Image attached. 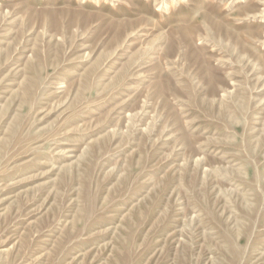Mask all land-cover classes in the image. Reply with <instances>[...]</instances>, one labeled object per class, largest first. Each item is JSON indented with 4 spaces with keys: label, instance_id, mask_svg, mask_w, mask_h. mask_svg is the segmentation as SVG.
Returning a JSON list of instances; mask_svg holds the SVG:
<instances>
[{
    "label": "rangeland",
    "instance_id": "obj_1",
    "mask_svg": "<svg viewBox=\"0 0 264 264\" xmlns=\"http://www.w3.org/2000/svg\"><path fill=\"white\" fill-rule=\"evenodd\" d=\"M0 264H264V0H0Z\"/></svg>",
    "mask_w": 264,
    "mask_h": 264
}]
</instances>
